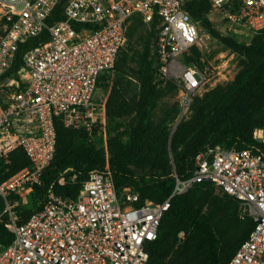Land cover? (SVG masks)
I'll use <instances>...</instances> for the list:
<instances>
[{"label": "built area", "instance_id": "2783aa9c", "mask_svg": "<svg viewBox=\"0 0 264 264\" xmlns=\"http://www.w3.org/2000/svg\"><path fill=\"white\" fill-rule=\"evenodd\" d=\"M60 0H0V194L12 215L13 239L0 264H152L148 247L158 236L171 197L197 182H211L236 197L254 220L249 235L227 263L264 264V156L249 148L216 143L195 155L192 175L175 174L163 201L141 200L131 185L119 188L112 173L94 172L77 197L50 191L44 206L18 223L12 207L26 204L56 153L59 121L90 135L106 121L105 104L95 100L100 76L114 67L134 17L156 20L160 74L178 86L179 113L173 129L190 111L207 81L182 55L199 45V28L188 0H67L63 19L47 23ZM233 31H264V0H210ZM44 29L49 38L22 52L19 77L8 74L23 43ZM264 142V126L252 130ZM21 148L29 164L11 172V154ZM17 194L11 201L7 195ZM184 230L178 232L180 242Z\"/></svg>", "mask_w": 264, "mask_h": 264}, {"label": "trees", "instance_id": "16d2710c", "mask_svg": "<svg viewBox=\"0 0 264 264\" xmlns=\"http://www.w3.org/2000/svg\"><path fill=\"white\" fill-rule=\"evenodd\" d=\"M66 1L60 0L55 6L47 18L48 24L64 18L63 6ZM185 6L193 18L201 19L206 26L211 25L207 16L212 6L210 0H188ZM150 25L155 28L156 34V20ZM255 35V39L248 45L227 39L232 47L242 53V66L231 84L227 87H215L209 90L202 98V102L210 108L226 104L229 112L217 122L206 126L202 133L194 138L187 139L178 132L173 136L172 150L176 154L174 170L171 169L167 156L157 158V164L162 169V172L158 174L142 167L128 170L124 164V160L131 151L148 138L152 128L153 108L157 100L163 95L149 71L150 62L145 60L140 77V102L132 107L139 115V123L131 130L126 142L119 144L108 157L98 152L93 146L73 149L68 143L69 134L61 126L62 123L58 121L56 123L55 156L43 170L42 182L34 186V194L37 195V198L32 200L30 208L18 210L16 221L21 223L34 211L44 206L52 188L48 181L49 176L64 170L68 166L74 167L75 172L86 173V178L94 172L106 173L110 171L119 188L124 185H131L139 192L141 200L150 198L156 202H161L172 193L175 174L181 178L192 175L196 166V153L208 145L216 143L235 145L237 148H249L264 156V142L253 137V129L248 130L245 127V122L264 108V67H260V59H264V31ZM49 36V31L44 29L38 36L21 44L17 51L16 63L8 74L19 77L17 70L22 64L23 49L29 43H39L41 40L48 39ZM116 63L117 59L114 66ZM108 71L101 74L97 88L105 84ZM125 112L123 98L114 86L107 101L108 116L120 117ZM18 158H24V162L20 164L21 167L29 164V159L23 150L18 148L11 154V172L18 169L19 166L16 164ZM68 187H71V184ZM214 189L215 186L211 182H197L186 192L171 197L170 206L159 225L158 236L148 247L152 264H169L164 261L163 256L156 254L154 250L160 245H165L171 249L175 245L181 244L183 241H179L178 232L183 230L182 227L185 226L189 227L190 231L196 235L205 237L207 240V253L197 264L227 263L230 260L240 243L249 235L254 226V220L243 211L240 201L236 197L227 192L216 193ZM70 191L75 192L77 189H70ZM17 197V194L13 192L7 195L11 201H15ZM1 198L4 197L0 194V201ZM205 205H209V210L203 213L202 210ZM5 211L0 212V238H7L4 243L7 245L13 239L14 234L6 226L11 215L9 211Z\"/></svg>", "mask_w": 264, "mask_h": 264}, {"label": "rangeland", "instance_id": "374dc122", "mask_svg": "<svg viewBox=\"0 0 264 264\" xmlns=\"http://www.w3.org/2000/svg\"><path fill=\"white\" fill-rule=\"evenodd\" d=\"M207 16L211 23L210 26H206L201 19L193 18L199 28V45L193 46L182 55V61L205 73L207 81L194 97L190 111L178 123V125L181 123L178 128L177 125L173 129L174 121L179 113L177 83L174 79L166 77L158 71L155 28L139 18H134L127 26L126 41L118 54L116 65L107 72L108 78L105 84L98 87L95 92V100L103 101L105 104V125L102 129H95L90 135L86 131L69 128L61 124L69 134V145L73 149L93 146L98 152L108 157L119 144L126 142L131 130L139 123V115L132 107L140 102L141 69L144 61L148 60L150 62L149 71L163 95L157 100L153 108L152 128L148 138L131 151L124 160V164L128 170L142 167L158 174L162 172V169L157 164V158L167 156L171 169L174 170L176 154L172 150L173 136L178 132L187 139L194 138L200 135L206 126L217 122L229 112L226 104L210 108L202 102V98L209 90L215 87H227L231 84L242 66V53L232 47L227 39L248 45L256 36L252 32L245 34L233 31L222 17L221 11L213 5ZM260 67H264L263 58L260 59ZM114 86L120 92L126 110L125 114L120 117H110L107 113V101ZM256 126H264V108L245 122V127L248 130H252ZM21 162H24V158H18L16 162L20 168ZM86 176V173L75 172L74 167L68 166L64 170L49 176L48 181L52 185L50 191H53L57 196L77 197L84 181L89 178ZM69 184L71 187H68ZM70 189H77V191L72 192ZM214 190L216 193H223L216 188ZM36 196L32 192L26 204L19 200V203L12 207L13 215L16 216L18 210L30 208L32 200L37 198ZM0 207L1 213L6 212L7 202L5 198H1ZM207 210H209V205H205L202 212L205 213ZM10 215L12 214L10 213ZM182 228L185 232V238L181 244H177L171 249L165 245H160L154 251L163 256L164 261L169 264H197L207 253V240L205 237L190 231L187 226ZM6 240L5 237L0 238V252Z\"/></svg>", "mask_w": 264, "mask_h": 264}]
</instances>
